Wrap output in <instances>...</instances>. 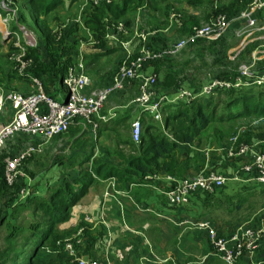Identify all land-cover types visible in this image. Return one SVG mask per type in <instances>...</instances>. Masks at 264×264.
Returning a JSON list of instances; mask_svg holds the SVG:
<instances>
[{
    "label": "crops",
    "instance_id": "1",
    "mask_svg": "<svg viewBox=\"0 0 264 264\" xmlns=\"http://www.w3.org/2000/svg\"><path fill=\"white\" fill-rule=\"evenodd\" d=\"M62 1L64 0H43V5H40L39 10L48 3L53 6L50 10L52 11ZM75 1L77 0H69V4ZM79 1L88 5L85 8L87 10L83 8V12L88 11L90 2L88 0ZM24 5L29 7L28 9H32L28 0H26ZM157 6L159 8L155 10L149 6H138L129 10L119 21L117 20L122 23L125 19L129 20V24H125L127 28L124 33L116 32L114 22H112L111 26L106 29L105 38L113 40L108 39V42L105 39L104 47L101 49L98 46H90L89 52L83 53L80 57L73 56L74 58L71 59V62L84 59L87 73L91 77V84L94 87L103 86L107 82L110 83L113 78L112 74H115V70L118 69L121 60L127 55L137 53L141 46L146 44L166 45L173 42L184 36L191 24L205 19L212 8L223 9L225 7L224 9L231 16L236 14V10L239 9H228L224 0H161ZM50 11L46 13L38 11V13L39 16H42L44 14L47 15ZM170 11H174V13ZM263 16L264 8L256 13L259 24L261 23L260 21H263ZM239 25L240 22L233 19L224 35L220 38H213V44L215 49H217L215 52L222 53L223 56L220 57L222 62L227 65L232 64L233 67H236L238 63L231 62L229 55L238 46V38L241 36H238L235 30ZM128 26H131L132 29L130 30ZM79 27L78 31L88 36L89 42L95 45V39L91 38V30L84 23ZM260 28H264V25ZM76 31L75 29L70 30L67 34H74ZM122 36L124 38L121 39ZM142 36H144L143 39ZM133 39H135L134 42H132ZM204 39L207 38H200L187 44L178 54L166 59L171 60L168 67L163 63L166 60H163L157 67L148 63L145 64V70L147 72H155L158 76V83L161 82L164 72L176 73L179 76V80H182L181 83H185L186 86L189 85V88H194L193 85H196L199 77L203 75L200 70L204 65L206 66V62L202 61V57H204L202 52H204L208 42L203 41ZM68 47L75 50V47L78 48V46H70V44H68ZM105 48L110 49V51L99 53L96 58L90 57L93 53H98ZM176 56L177 59L175 58ZM199 62L201 63L199 64ZM5 82L8 86L14 87L10 89L33 92L41 88L51 95L50 92L45 90L42 83L37 85L31 78L9 76L6 77ZM129 82H132V84L129 85ZM129 82L127 81L128 84L126 83L123 88L110 94L106 102L103 103L101 112L112 115L107 120H99L100 128L96 137L93 136L91 128L87 126L92 136L98 140L100 150L108 153L113 165L120 168L124 166L125 162L114 151L116 132L110 129L113 125V119L115 120L118 116L124 115H128L125 122L131 116L139 117L140 120H146V117L157 118L142 111L141 106L132 101L134 94L137 91L139 92V87L136 79H131ZM57 85L49 82L47 88L52 90ZM132 85L133 88H131ZM89 87L92 88L90 85ZM2 90L5 91V89ZM6 106L12 109L8 101L4 102L3 109ZM12 110L8 117H3L0 113V123H4L11 118ZM77 128H79L78 124H76L75 130ZM107 133H112L110 135L111 138L114 135L113 140H109L111 144L108 142L107 137L109 134ZM18 135L21 134L17 133L6 141L15 137L18 139ZM17 141L19 142V140ZM258 143L255 142V146ZM186 147V143H179L180 157L185 155ZM223 148L224 145L219 146L217 149L220 151ZM206 150H208V153ZM206 150H204V161L208 166H214L215 157L210 156V148L206 147ZM239 166L240 162L238 161L230 162L226 166L225 170L227 169L228 174H230L227 176L236 175L237 178L234 181L225 182L222 187L224 195H230L231 192L234 193L233 190L235 188L233 185L240 182L241 186L253 185L254 181L251 179L248 180L239 176L238 172L241 170ZM219 171L223 172L221 169ZM155 174V179L150 181H145L140 176H132L125 179L110 176L98 179L88 187L87 192L72 206L70 211H77L75 216L82 217L83 223L85 221L87 227L86 234L85 236L83 235L79 244L83 245V251L80 254L84 258H103L108 260L110 264H209L215 260L226 264L213 252L205 228H186L180 225V221L187 217H197L200 220H206L216 230L230 231L229 227H225L230 225V219L223 218L222 221H216L215 207L205 206L207 197L201 191L192 196L185 204L170 205L161 193L163 188L170 185L169 173L160 170ZM243 182H250L251 184L242 185ZM105 190L112 194L104 196ZM96 243L100 245V248L95 246ZM263 257L264 251L255 254L245 253L241 263L256 264V261L261 260Z\"/></svg>",
    "mask_w": 264,
    "mask_h": 264
},
{
    "label": "trees",
    "instance_id": "2",
    "mask_svg": "<svg viewBox=\"0 0 264 264\" xmlns=\"http://www.w3.org/2000/svg\"><path fill=\"white\" fill-rule=\"evenodd\" d=\"M28 1L29 5H31L34 10L32 14L33 23L37 22V17L39 16L38 11L46 13L53 8L51 4L46 3V5L39 10L41 7L40 5H43V0ZM160 1L161 0H101L98 3L90 2L89 10L85 12L83 23L91 30L93 39H95V45L101 49L104 47L106 29L111 26L112 22H114V26H116L119 19L129 10L135 9L138 6H149L151 9H158L159 7L157 5ZM224 1L228 9L239 8L236 12H240L251 0ZM224 8H212V15L209 16L208 14L206 19L208 18V20H210L219 13H224L227 18H231L229 12ZM18 11L20 12L19 6ZM123 21L122 24L124 28H127L126 25L129 24V20L125 19ZM225 32L226 30L223 33ZM44 41L46 53L51 58L50 62L43 61L44 63H40V66L35 67L29 74L16 75V77L29 78V76H35L41 79V83L45 90L51 92V90L47 88V83L42 80V76L47 74L50 83L53 85L58 83L62 84L63 76L68 65L72 63V60L67 64L68 60L66 59L65 65L62 63L59 64V59L65 56L62 52L64 47L55 46L52 42L51 33L45 35ZM5 45L6 42L2 41V36L0 34V49ZM33 48L30 49V52L33 51ZM107 51H110V49L105 48L104 50H100V52L93 53L90 57L96 58L99 53L102 54ZM173 56H166L163 60ZM35 59L37 61L39 60L37 57H35ZM147 63L148 62H146V64ZM163 63L168 67L171 60H166ZM257 68L256 70L258 71L264 70V59L258 62ZM153 73L156 75L155 72ZM209 73H211L213 77L234 78L239 74V69L237 68L234 72H230V68L225 67L222 70H210ZM2 77L3 70L2 64L0 63V84ZM160 81L159 84L164 93L177 91L179 89V84L182 82V80H179V76L176 73L169 71L164 72ZM157 82L158 76L156 75V83ZM193 86L197 88L196 85ZM224 91H226L227 94L224 99L219 98L217 100H212L213 97L210 96L206 99L202 97L197 98L193 106L188 104L185 106L177 105L173 107H170L169 104L164 105L160 118L151 117L149 118V122H144L143 119H141L143 129L138 142H134L130 136V125L128 126L127 135H123L120 132V125L125 122L128 115L117 117L115 120L113 119V125L110 129L116 132L114 151L124 160V166L120 168L113 165L103 171L104 166L98 162L92 165V170L95 173L89 172L83 176H78V178H75V184L66 181L64 182V186L55 184L51 190L49 200L40 197H32L33 194L27 195L26 198L22 200L18 199L17 195L15 207L22 205L26 201L33 203L34 206L30 210L32 213L30 219L24 217L19 218L16 214V210H14L10 216H1L4 210L0 208V226L3 224L2 222L6 223L7 219H14L11 229L7 235H5V240L8 241L7 245L4 247L0 245V264H76L75 260L70 261L62 256L41 258L38 256L37 252L38 249L43 247L46 243L56 245L60 249L63 248L61 243H57L56 236L54 237L51 235L52 232H54L52 231L54 230V225L68 219L72 206L87 192L88 187L98 179L108 178L110 176H116L120 179L132 176H140L142 178V175L146 172L156 173L160 170L180 178L186 176L188 172H193V169L196 170L198 167L201 169L204 166L205 155L203 150L206 147L211 149L210 156L215 157L214 168H216V170L221 169L225 171L226 166H228L230 162H234L235 158H237L236 156H229L227 154L231 145L230 137L236 135L237 139L234 142V147H237L242 142L248 143L251 146H253L255 142L261 141L264 143V87L256 86L238 90L234 88L221 89L220 93ZM177 104H179V102ZM157 121L161 123V126H158ZM125 123L123 125H125ZM99 128L100 126L98 130ZM224 130L226 131V135L224 134ZM17 133L30 135L23 131H18L15 134ZM227 135L230 136L228 139L226 138ZM215 138L218 140L216 146L209 143L212 140L215 141ZM203 140L208 142L205 146L201 144ZM179 143L187 144L183 157H180L181 155L178 148ZM121 144L130 146V152L127 154L123 153L119 148ZM222 145H224V148L219 151L217 148ZM263 146L264 144H260L257 150L259 151ZM217 152L223 155V161L220 160V157L215 156ZM9 156L12 157V154ZM4 158L6 157L3 155L0 156V194L4 184L7 186H19L16 182L17 178L12 184L6 182L4 177ZM26 159H28V157L23 159L22 163ZM258 186H260V189L256 192V196L264 201V183ZM20 187H18V190ZM220 190H216V193L203 192L206 194L205 197H207L205 206L208 207L210 205L211 207H215V205H218V209L221 204V198L225 201H232L231 196L224 195L222 190L221 192ZM196 193L197 192L192 196ZM222 194L224 196H222ZM249 195L239 193L236 201L228 207V210L231 211L234 209L237 212H242L247 207H252L253 204H255V199L252 201ZM21 210H26V208ZM84 225L83 235L86 234L85 231H87L86 223H84ZM217 231L221 234H228V232H230L229 230ZM56 235L57 237L60 236L59 233H56ZM211 263L223 264L217 260L209 264ZM259 264H264V257L259 260Z\"/></svg>",
    "mask_w": 264,
    "mask_h": 264
},
{
    "label": "built area",
    "instance_id": "3",
    "mask_svg": "<svg viewBox=\"0 0 264 264\" xmlns=\"http://www.w3.org/2000/svg\"><path fill=\"white\" fill-rule=\"evenodd\" d=\"M98 3L101 0H89ZM264 8V0H251L236 17L227 18L226 14L219 13L213 16L208 22L192 24L189 31L182 37L166 45L146 44L140 47L134 57L127 55L119 65L109 84L97 88H90V79L85 73L82 59L68 65L62 79V85L66 87V96L63 101L54 99L50 94L39 88L33 92H22L16 89L3 91L0 88V111L3 104L8 101L13 109L11 118L0 124V147L6 139L13 136L18 131L39 135L44 139L51 138L65 131L71 123L80 118L91 128L93 136L96 137L99 120H107L110 115L102 113L101 109L104 101L110 94L124 87L127 81L136 79L138 81L139 92L132 99L133 102L141 106L142 111L160 118L164 105L170 107L184 101L192 100L196 96L199 98L213 97L215 92L221 89L234 88L236 90L250 87H264V70H252L249 66L239 68V74L234 78L212 77L199 89L179 88L172 93L159 92L156 87V75L147 72L144 68L146 62L157 60L166 56H173L187 44L209 36L222 34L227 30L231 20L240 18L242 24L235 33L238 36L246 35L256 26V13ZM18 1L0 0V34L4 42H13L21 45L26 51L37 45V38L33 32L18 20ZM116 32H125L122 22L115 26ZM144 36H142V39ZM30 54L20 61L19 71L22 73L29 64ZM23 75V74H22ZM32 80L41 85L40 80L32 77ZM220 94V92H219ZM114 113V112H112ZM111 117V116H110ZM130 136L134 142L140 140L142 122L139 117H135L130 122ZM236 135L230 138L231 145L227 154L229 156H251V161L243 164L241 170L248 175L247 179H252L256 186L264 183V153L253 148L248 143H240L234 147ZM43 143L26 147L22 153L5 158L4 177L8 184H12L18 177L19 165L22 160L31 156L33 152L39 151ZM208 153V150H206ZM156 174L146 172L142 179L150 181L155 179ZM170 185L161 190L167 203L170 205H182L189 201L195 192H215L217 188L223 186L230 179L237 176H227L225 173L211 169L205 165L194 175L175 177L168 176ZM21 188L25 197L28 193L27 186ZM20 188V189H21ZM112 193L104 191V196ZM102 220V219H101ZM103 221V220H102ZM180 225L186 228H205L213 252L226 264H236L245 253H253L254 250L264 244V225L257 226L238 224L228 234L218 233L206 220L196 218H184ZM82 227L70 237L61 241L62 247L68 256L76 261V264H110L103 258H84L75 250V244L80 241L78 234ZM259 264V260L256 261Z\"/></svg>",
    "mask_w": 264,
    "mask_h": 264
},
{
    "label": "rangeland",
    "instance_id": "4",
    "mask_svg": "<svg viewBox=\"0 0 264 264\" xmlns=\"http://www.w3.org/2000/svg\"><path fill=\"white\" fill-rule=\"evenodd\" d=\"M17 1L20 10V12L17 15L18 20L24 23L33 32L38 42L36 47H34L33 51L31 52L30 50L26 51L27 49L25 48L23 49L20 44L17 45L10 41L7 42L6 45L0 49V63L2 64V70H3V77L0 84L1 89L9 90L10 88H14L7 85V83L5 82L6 77L9 76L16 77V75L29 74L34 70L35 67L40 66V63L50 62L51 58L47 55L45 48L44 39L46 34L49 33L52 34V42L55 44V46L64 47L62 52L63 54H65V56L59 59V64L62 63L63 65L66 64L65 62L66 59L68 60L67 62L68 64L71 61V59L74 58L73 56L80 57L82 56L83 53L89 52L90 46H96V45H92L89 42L88 36H85L84 33L78 31V28H80L79 26L83 24V20L85 18V13L83 12V8L85 9L86 7H88L87 4L82 3L79 0L75 1L72 4H69V0H64L59 6H57V8L50 11L47 15L44 14L42 16H38L37 22L33 23L32 14L34 13V10L28 9L29 7H26L24 5L26 0H17ZM170 12L174 13V11H170ZM212 13L213 12L211 11L209 13V16L212 15ZM235 13L236 14H234L233 16L230 15V17H236V15L239 12L237 11ZM236 20L240 22L239 26H241L242 22L240 18H237ZM208 21H209L208 18L207 19L205 18V19H201L200 22L193 24H201ZM260 22L261 23L259 24L256 18L255 28L249 31L246 35H243L240 38H238V46L235 48L234 52L229 55L231 62L238 63L236 67H233V65L229 63H228L229 65L223 63L222 59H220V57H222L223 54L219 52H215V50L217 49H215V46L213 44L214 42L213 38H220L225 33L218 34L216 36L214 35V36L205 37L207 39H204L203 41H207L208 44L207 47L204 49V52H202L204 55V57H202V61L206 62V66L204 65V67L200 70L202 71L201 73L203 75L199 77V80L196 83L197 89H199L210 78L213 77L212 74L209 73L210 70L211 71L218 69L222 70L225 67H229L230 72H234L235 70H237V68L239 69L242 66H249L252 70H256L258 62L264 59V28H260L261 26L264 25V16H263V21ZM128 27L130 30L132 29L131 26ZM73 29L77 30L76 33L68 35L67 32ZM91 38L93 39L92 36ZM122 38H124V36H122L121 39ZM105 39L109 42L108 39L110 38L108 39L105 38ZM134 41L135 39L132 40V42ZM68 44H70V46H78V48L75 47L76 50L72 49L68 47ZM28 54H30L31 56L30 58H28L29 64L27 65L26 69H24L25 73L23 72L21 73L19 71L20 61L22 58H25L26 55ZM135 55L136 53L132 54L130 57H133ZM35 57H37L39 60L37 61ZM164 58L165 57L159 58L156 61L155 60L150 61L148 62V64L157 67L159 64L162 63ZM175 58L177 59V56ZM124 59L121 60L120 64ZM82 62L84 64L85 73L90 79V86L93 88H97L96 86L94 87V85L91 84V77L87 73V67L85 66L84 59L82 60ZM200 63L201 62H199V64ZM29 78L32 79V77L30 76ZM42 80L47 84H49L50 82L47 74L42 76ZM107 84L109 83L107 82L105 85ZM130 84H132V82L131 83L129 82V85ZM155 87L159 92H162V88L160 87V84L158 82L156 83ZM189 87L190 86L189 85L186 86L185 83L179 84V88H189ZM131 88H133V85ZM66 91H67L66 87L58 83L57 87L52 89L50 93L54 99L58 101H63L67 93ZM219 92L220 90L215 92V95H212L213 96L212 100H217L219 98L220 99L226 98L227 96L226 91L221 92L220 94ZM137 93L134 94L133 98L137 95ZM197 98L199 97L196 96L192 100L184 101L177 105L185 106L188 104L190 106H193V104L197 101ZM105 102L106 100L104 101V103ZM11 110L12 109H10L9 106H6L5 109H3L0 113L3 115V117H8L9 113H11ZM134 118L135 116H131L126 123L124 122L125 125H123L124 123L120 125V132L123 135L128 134L127 131L128 126L132 121V119ZM146 118L147 119L143 121L149 122L150 121L149 118L148 117ZM76 124L79 125V128H77V130H75ZM157 124L158 126H161V123H159V121H157ZM87 126L88 125L85 123L84 120L78 118L74 120L65 131L51 138L44 139L39 135L21 134L18 135V139H16V137L11 138L0 147V156L3 155L5 157H10L9 156L10 154H12V156H16L22 153L23 150L30 145L43 143L39 151L33 152V154L28 159H26L23 163L19 165L18 177L16 179L17 180L16 182L19 184V186H15V185L7 186L4 184V187L0 194V208L4 210L1 216H5V215L10 216V214L14 210H16L17 211L16 214L19 216V218L24 217L26 219H30L32 217V213L30 212V210L34 206L33 203L26 201L22 205L15 207L17 195H18V199H22V200L25 199L26 196L29 194L30 195L33 194L32 197L35 198L40 197V198H44L45 200H49L51 190L53 189L55 184L64 186L65 181L75 184V178H78V176H83L85 174H88L89 172H93L92 165H95L98 162L104 166L103 171L104 169L113 166V162L112 160H110L109 154L100 150L98 140L92 136V133L89 131ZM224 132H225L224 134L226 135L225 130ZM107 134H109V136L107 137L108 142L109 140H113L114 135L111 138L110 135H112V133H107ZM229 137L230 136L228 135L226 136L227 139ZM17 140H19V142ZM217 142L218 140L217 138H215V141L212 140L209 143L216 146ZM207 143L208 142H206V140H203L201 142L203 146H205ZM260 144H264V143L259 142L257 146H255V144L253 145L256 149H258ZM119 148L123 151V153L126 154L129 153L131 150L130 146L128 145L121 144ZM204 150H206V148H204ZM259 151L264 153V146ZM215 156L220 157V160L223 161L224 157L221 153L217 152ZM235 161L240 162L239 167H242L243 164H246L251 161V156L241 155L235 158ZM210 168L216 170L214 166H210ZM199 169H200L199 167L196 170L193 169L192 170L193 172L186 173V176L194 175ZM223 173H225L226 175H230L228 174L227 169L223 171ZM238 174L242 178H245L247 176L246 174H244L243 170H239ZM228 181L229 182L234 181V179L227 180V182ZM250 184H251L250 182H243L242 185H250ZM20 186H27V188L29 189L25 197H22L24 192L22 191L23 188H21ZM233 186L235 188L233 190L234 193L231 192V194L229 195L231 196L232 201L230 202L225 201L223 198H221L220 207L217 209L218 205H215V220L222 221L223 218H229L230 225L225 226V227H229L228 229H233L235 225L244 224L245 222H247L245 225H252V226H257L259 224L264 225V201H262L261 198L256 196L257 194L256 192H258L260 186H256L255 183H253L252 186H241V182ZM18 187H20L21 189L19 188L18 190ZM222 187L216 190L218 191L220 189L222 190ZM256 187H258V189H256ZM239 193L246 195L251 194L249 196L251 197L252 201L255 199L254 200L255 204H253L252 207H247L244 211L239 210L242 212H237L234 209L229 211L228 207H230L236 201ZM24 208H26V210H21ZM75 210H79V209H75ZM75 213H77V211L69 212V217L67 220L54 225L53 227L54 230H52L54 232H52L51 235L54 237L56 236L57 243L60 244L64 238L70 237L72 234H74L77 231V229L82 227L81 232L78 234L80 241L75 244V250L78 254H80L83 251V245L82 244L79 245V244L81 242V238L83 237V229L85 226L84 225L85 221L83 223V218L75 216ZM192 218H196V217H192ZM2 223L3 224L0 226V245L1 247H4L8 243V241L5 240V235H7V233L11 229V226L14 223V219H7L6 223L5 222ZM56 233H59L60 236L57 237ZM95 246L100 248V245H98V243H96ZM260 251H264V244L258 246L253 253L255 254ZM37 254L41 258H50V257L52 258L55 256H62L72 261V259L69 256H68L69 258L67 257V253L64 248L60 249L56 245H52V244H47V243L44 244L43 247L38 249ZM242 260H243V256L241 257V259L238 261L237 264L241 263Z\"/></svg>",
    "mask_w": 264,
    "mask_h": 264
},
{
    "label": "water",
    "instance_id": "5",
    "mask_svg": "<svg viewBox=\"0 0 264 264\" xmlns=\"http://www.w3.org/2000/svg\"><path fill=\"white\" fill-rule=\"evenodd\" d=\"M2 41L4 42L5 41V38H3Z\"/></svg>",
    "mask_w": 264,
    "mask_h": 264
}]
</instances>
